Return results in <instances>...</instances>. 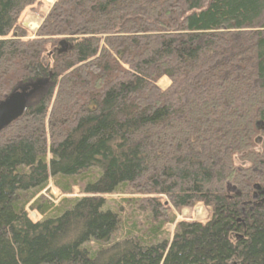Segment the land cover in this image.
<instances>
[{
	"label": "trees",
	"instance_id": "trees-1",
	"mask_svg": "<svg viewBox=\"0 0 264 264\" xmlns=\"http://www.w3.org/2000/svg\"><path fill=\"white\" fill-rule=\"evenodd\" d=\"M40 1L0 0V102L44 84L0 132V264H264V0H54L31 32Z\"/></svg>",
	"mask_w": 264,
	"mask_h": 264
},
{
	"label": "rangeland",
	"instance_id": "rangeland-1",
	"mask_svg": "<svg viewBox=\"0 0 264 264\" xmlns=\"http://www.w3.org/2000/svg\"><path fill=\"white\" fill-rule=\"evenodd\" d=\"M53 1L54 0H41L40 2L42 3V7L38 8L36 11H32L31 9H25V11H23V14L21 15V22H22V26L23 28L26 27L29 31L31 32H35L36 29L38 28V25L40 24V21L43 17L46 16L47 10L50 6L53 5ZM168 82V80H166ZM26 86L32 88L33 92L29 93L27 95V100H26V104L29 102H34L36 101L39 97L40 91L42 90L44 84L42 81H39L38 83L34 82V83H29ZM236 164H240L238 161H236ZM51 189V196H52V200L54 201V204L56 205L58 203V200L60 199L59 197V193L55 190V189ZM79 188H75L73 190V196H79L80 192H79ZM47 193H43L42 197L44 199H46ZM127 197V196H125ZM57 198V199H56ZM115 203H119V198H117L116 196L113 197H109L106 198V208L110 209L112 211H114L115 213H117L120 217V221L122 222V224L125 226L124 228L122 227V231H125L126 228L131 227L132 228V224H135L136 229H139L140 231L138 232H143V234H145V236L147 235V228L144 229L146 223L148 222L146 220V218H148L149 212L145 213L143 212L138 206H131L128 207L126 206L127 202L125 203H120L121 206L120 208L123 210H118L116 208V206L114 204L111 203V201H113ZM131 204V203H129ZM123 206V207H122ZM177 216L176 219L177 221L181 222V221H190V222H195V221H199L201 223H206L211 216V210H209L207 207L205 208L204 206L201 205H196L194 208H185L179 212H176ZM30 214V219L32 220H36L37 214L35 213H31ZM166 231H168L170 233V235L172 234V226L168 225L165 228ZM120 233H116L114 235V237H119ZM114 239H112L111 242H113Z\"/></svg>",
	"mask_w": 264,
	"mask_h": 264
},
{
	"label": "water",
	"instance_id": "water-1",
	"mask_svg": "<svg viewBox=\"0 0 264 264\" xmlns=\"http://www.w3.org/2000/svg\"><path fill=\"white\" fill-rule=\"evenodd\" d=\"M32 90V88L26 86V88L15 91L3 102H0V132L24 113L27 105V95L32 93ZM256 128L259 132H264V122L257 123ZM256 188L258 189V187Z\"/></svg>",
	"mask_w": 264,
	"mask_h": 264
}]
</instances>
